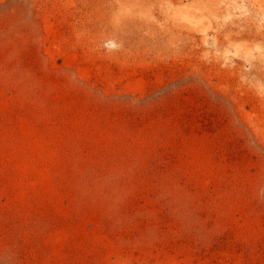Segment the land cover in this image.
Segmentation results:
<instances>
[{
	"label": "rangeland",
	"instance_id": "rangeland-1",
	"mask_svg": "<svg viewBox=\"0 0 264 264\" xmlns=\"http://www.w3.org/2000/svg\"><path fill=\"white\" fill-rule=\"evenodd\" d=\"M0 264H264V0H0Z\"/></svg>",
	"mask_w": 264,
	"mask_h": 264
}]
</instances>
